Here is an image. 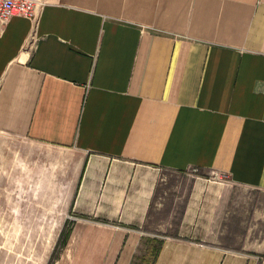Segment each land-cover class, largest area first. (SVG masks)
I'll list each match as a JSON object with an SVG mask.
<instances>
[{"label":"crops","instance_id":"obj_1","mask_svg":"<svg viewBox=\"0 0 264 264\" xmlns=\"http://www.w3.org/2000/svg\"><path fill=\"white\" fill-rule=\"evenodd\" d=\"M0 130L45 158L31 190L56 240L48 264H257L212 228L227 184L264 192V0H45L36 19L14 15ZM166 171L188 182L158 232Z\"/></svg>","mask_w":264,"mask_h":264},{"label":"rangeland","instance_id":"obj_2","mask_svg":"<svg viewBox=\"0 0 264 264\" xmlns=\"http://www.w3.org/2000/svg\"><path fill=\"white\" fill-rule=\"evenodd\" d=\"M42 154L26 136L0 130V264H48L57 247L45 232L42 202L31 190L45 181ZM187 182L185 176L165 172L158 190L165 204L150 214L155 231L173 230L168 224L180 214ZM223 202L226 216L215 221L213 237L227 246L258 251L257 264H264V192L229 183Z\"/></svg>","mask_w":264,"mask_h":264},{"label":"built area","instance_id":"obj_3","mask_svg":"<svg viewBox=\"0 0 264 264\" xmlns=\"http://www.w3.org/2000/svg\"><path fill=\"white\" fill-rule=\"evenodd\" d=\"M45 5V0H0V26L12 16L36 19Z\"/></svg>","mask_w":264,"mask_h":264}]
</instances>
